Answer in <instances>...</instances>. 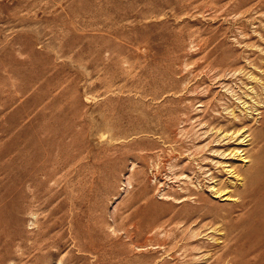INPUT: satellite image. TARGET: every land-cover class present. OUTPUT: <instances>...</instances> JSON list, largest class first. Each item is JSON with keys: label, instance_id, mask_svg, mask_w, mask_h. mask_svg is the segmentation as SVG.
<instances>
[{"label": "rangeland", "instance_id": "1", "mask_svg": "<svg viewBox=\"0 0 264 264\" xmlns=\"http://www.w3.org/2000/svg\"><path fill=\"white\" fill-rule=\"evenodd\" d=\"M260 165L264 0H0V264H264Z\"/></svg>", "mask_w": 264, "mask_h": 264}, {"label": "bare ground", "instance_id": "2", "mask_svg": "<svg viewBox=\"0 0 264 264\" xmlns=\"http://www.w3.org/2000/svg\"><path fill=\"white\" fill-rule=\"evenodd\" d=\"M246 105V104H245ZM234 117V116H233ZM236 118V117H235ZM237 119V118H236ZM237 120H239V119H237ZM214 130V129H213ZM221 131V130H220ZM241 131V130H240ZM233 132V131H232ZM237 132H239V131H234V133H233V135L232 136H234V135H238V134H236ZM224 134V133H223ZM226 134H230L229 132L228 133H226ZM231 135V134H230ZM227 136V135H226ZM225 137V136H224ZM236 137V136H235ZM231 138H233V137H231ZM237 139V138H236ZM242 139V138H241ZM235 152V151H234ZM234 155H236V154H234ZM233 155V156H234ZM244 160H246V157L244 156V158H243ZM260 163V162H259ZM261 164V163H260ZM230 169H232L231 167H230ZM248 169V168H247ZM253 169V168H252ZM251 169V170H252ZM234 169H232V170H230V171H228V172H232V173H236V172H234L233 171ZM244 175H247V176H250L251 174L249 173V171L248 170H246L245 172H244ZM236 176H239L238 174H236ZM212 178V177H211ZM214 178V177H213ZM248 183L246 184V186L244 187V188H241L239 191H237L236 190V195H238V196H242V197H247V196H249V197H253V196H255V197H257L258 198V203L260 204V206H261V208L262 207H264V166L263 165H260L259 167H258V169L256 170V173L254 174V175H252V176H250V178H249V181H247ZM217 185H212L211 186V188L213 189V193H216V195L218 194V195H221L223 192H224V190H221V188L219 187V186H217ZM224 194H226V193H224ZM223 194V195H224ZM226 198V197H225ZM231 198V197H230ZM228 200V199H227ZM231 200V199H230ZM250 201V200H249ZM253 202V201H252ZM256 202H257V200H256ZM244 203H245V201H244ZM250 203V202H249ZM244 205V204H243ZM251 206H253L252 204H251ZM261 208H260V210H259V215H260V217H262V216H264V211H262L261 210ZM262 226L264 227V220H262Z\"/></svg>", "mask_w": 264, "mask_h": 264}]
</instances>
